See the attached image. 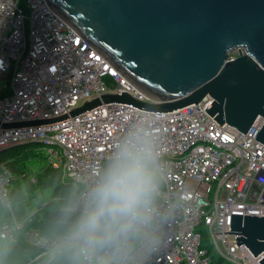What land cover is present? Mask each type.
I'll return each instance as SVG.
<instances>
[{
    "label": "built area",
    "instance_id": "2783aa9c",
    "mask_svg": "<svg viewBox=\"0 0 264 264\" xmlns=\"http://www.w3.org/2000/svg\"><path fill=\"white\" fill-rule=\"evenodd\" d=\"M0 0V78L9 95L0 99V152L38 144L62 182L91 181L104 167L114 146L138 127L155 140L164 172L159 204L175 209L165 228V245L149 264H213L211 249L228 264H261L239 245L231 232L232 215L264 217V144L256 140L264 126L259 117L245 134L220 125L206 111L208 97L172 112H154L126 103H101L85 114L72 112L104 95L129 94L157 100L126 77L84 39L47 0ZM234 58V57H233ZM66 117L65 119H59ZM59 119V120H58ZM50 123L4 128L7 123ZM14 179L0 166V204L12 211L9 186ZM82 186V185H81ZM22 223L0 231L15 240ZM47 236L25 234L40 254L28 264H48ZM207 246V248H206Z\"/></svg>",
    "mask_w": 264,
    "mask_h": 264
},
{
    "label": "water",
    "instance_id": "95a60500",
    "mask_svg": "<svg viewBox=\"0 0 264 264\" xmlns=\"http://www.w3.org/2000/svg\"><path fill=\"white\" fill-rule=\"evenodd\" d=\"M126 77L154 97L104 95L72 112L101 103H126L172 112L210 97L207 112L220 125L247 133L264 118V0H47ZM238 52V57L231 55ZM66 117L59 118L65 119ZM58 119V120H59ZM7 123L20 128L50 123ZM264 144V126L256 137ZM254 256L264 255V217L232 215L231 232ZM264 264V259L260 261Z\"/></svg>",
    "mask_w": 264,
    "mask_h": 264
},
{
    "label": "clouds",
    "instance_id": "9594fccd",
    "mask_svg": "<svg viewBox=\"0 0 264 264\" xmlns=\"http://www.w3.org/2000/svg\"><path fill=\"white\" fill-rule=\"evenodd\" d=\"M164 172L155 140L134 127L91 181L73 185L51 224L48 264H149L175 209L161 210ZM82 185V186H81ZM0 231V264L12 244Z\"/></svg>",
    "mask_w": 264,
    "mask_h": 264
},
{
    "label": "trees",
    "instance_id": "16d2710c",
    "mask_svg": "<svg viewBox=\"0 0 264 264\" xmlns=\"http://www.w3.org/2000/svg\"><path fill=\"white\" fill-rule=\"evenodd\" d=\"M23 1L20 0V5L25 8ZM9 93V89L0 88V99ZM48 160L47 153L38 144L20 145L0 152V166L5 163L14 177L8 189L12 211L0 204V229L15 221L23 224L4 264H28L40 254V249L26 242L25 234L36 230L49 237L55 214L73 188L72 184L62 182V171L55 169ZM209 252L213 264H228L214 255L212 249L209 248Z\"/></svg>",
    "mask_w": 264,
    "mask_h": 264
},
{
    "label": "rangeland",
    "instance_id": "374dc122",
    "mask_svg": "<svg viewBox=\"0 0 264 264\" xmlns=\"http://www.w3.org/2000/svg\"><path fill=\"white\" fill-rule=\"evenodd\" d=\"M22 5L26 8L27 13L29 14V11H28V8H27V5H26V0L23 1ZM231 57H234V58L238 57V52H235L234 55L232 54ZM7 83H9V81L8 82L1 81L0 88L3 89L4 85L7 84ZM204 242L210 249L212 248L211 244H210V235H209L208 232L204 233Z\"/></svg>",
    "mask_w": 264,
    "mask_h": 264
}]
</instances>
